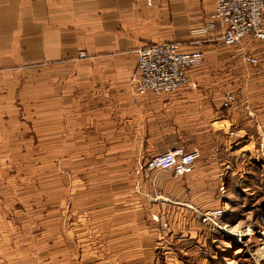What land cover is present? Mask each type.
Returning <instances> with one entry per match:
<instances>
[{
    "label": "crops",
    "instance_id": "obj_1",
    "mask_svg": "<svg viewBox=\"0 0 264 264\" xmlns=\"http://www.w3.org/2000/svg\"><path fill=\"white\" fill-rule=\"evenodd\" d=\"M214 7L212 0H0V147L13 142L23 157L45 152V165L59 157L65 175L76 168L77 181L108 184L99 197L181 200L172 203L188 211L183 225L193 228L202 220L196 199L212 197L214 182L228 192L229 154L251 152L256 164L254 151L264 150V42L227 46L217 32L196 33ZM162 42L203 50L205 62L176 93L140 94L138 49ZM246 52L259 64L246 63ZM229 93L236 100L227 104ZM179 146L198 152L190 172L165 177L147 168L156 153ZM156 211L148 219L173 229L170 215Z\"/></svg>",
    "mask_w": 264,
    "mask_h": 264
},
{
    "label": "rangeland",
    "instance_id": "obj_2",
    "mask_svg": "<svg viewBox=\"0 0 264 264\" xmlns=\"http://www.w3.org/2000/svg\"><path fill=\"white\" fill-rule=\"evenodd\" d=\"M24 153L13 142L0 147V264H264V150L254 151L256 164L251 152L230 153L228 192L214 182L212 197L196 199L202 210L225 208L228 232L199 219L186 227L188 211L172 203L181 200L164 194L159 206L99 197L108 184L79 182L76 168L65 175L55 155L45 165V152ZM154 210L169 214L173 229L148 219Z\"/></svg>",
    "mask_w": 264,
    "mask_h": 264
},
{
    "label": "built area",
    "instance_id": "obj_3",
    "mask_svg": "<svg viewBox=\"0 0 264 264\" xmlns=\"http://www.w3.org/2000/svg\"><path fill=\"white\" fill-rule=\"evenodd\" d=\"M213 12L206 18L202 28L196 33L217 32L227 46H237L251 37L264 42V0H212ZM246 63L259 64V58L251 52L243 56ZM205 62L203 50L183 51L175 42L148 43L138 49L137 72L134 87L140 94L176 93L191 81V71ZM235 95H227V104L235 100ZM232 136L238 132L231 130ZM198 152L176 147L154 155L148 162L150 170H171L176 176L190 172L196 162ZM202 220L214 228L227 231L223 222L225 208H208L201 211ZM168 228V223L164 222Z\"/></svg>",
    "mask_w": 264,
    "mask_h": 264
}]
</instances>
